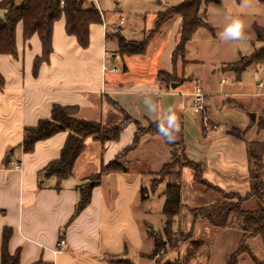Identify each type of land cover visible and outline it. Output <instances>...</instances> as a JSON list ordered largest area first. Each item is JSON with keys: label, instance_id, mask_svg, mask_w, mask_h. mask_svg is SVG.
Segmentation results:
<instances>
[{"label": "crops", "instance_id": "0c3cea01", "mask_svg": "<svg viewBox=\"0 0 264 264\" xmlns=\"http://www.w3.org/2000/svg\"><path fill=\"white\" fill-rule=\"evenodd\" d=\"M101 11L102 23L90 26L87 48L66 32L64 17L56 22L53 52L37 73L34 61L42 55V43L37 34L25 41L22 23L16 30L17 56L0 54V74L4 78L0 86V264L5 228L12 229L8 249L11 254L20 251V264H124L122 259L139 264L133 259L135 255L152 259L153 247L145 243L148 231L140 217L142 201L137 202L144 177L158 172L171 158L170 147L159 135H142L137 148L125 158L129 171L103 174L88 206L71 220L81 187L133 143L138 123L161 120L183 140L186 156L204 165L203 177L207 181L225 192L245 195L249 191L246 141L262 139L256 121L264 111V67L249 68L236 80L232 71L221 68L233 61H221L213 75L222 78L216 92L206 93L205 115L211 119L213 103L239 108L242 120L223 126L211 119L215 128L205 129L203 113L198 112L199 122L189 118L187 104L192 102L193 93H184L191 99L181 93L182 99L175 100L180 93L176 89L187 79L180 75L181 68L189 63L186 56L175 63L172 59L180 40L181 17L169 19L152 36L145 53L128 55L120 51L118 36L128 41L141 40L153 29L157 13L162 10L155 11L153 22L138 29L137 38H131L124 30L123 16L112 22L110 15ZM3 16L0 10V18ZM249 73L256 77L254 83L247 82L245 75ZM173 82L178 83L176 88L171 87ZM54 105L75 107L77 117L99 121L104 126L121 123L126 114L132 120L118 140L102 144L88 138L86 149L67 179H42L40 172L60 157L68 132L39 141L33 152L25 153L24 129L50 118ZM252 112L256 113L255 122L250 118ZM192 127L196 138L188 144L186 133ZM249 132L252 139L247 138ZM16 163L21 165L20 170L15 168ZM137 163L145 165V170L135 169ZM202 219L193 224L192 217L190 225ZM60 238L67 245L56 251ZM261 242V258L247 244L252 253H246L251 264H264V238ZM114 258L116 261H111ZM242 260L245 262V257H239L238 264Z\"/></svg>", "mask_w": 264, "mask_h": 264}, {"label": "trees", "instance_id": "16d2710c", "mask_svg": "<svg viewBox=\"0 0 264 264\" xmlns=\"http://www.w3.org/2000/svg\"><path fill=\"white\" fill-rule=\"evenodd\" d=\"M240 2L241 0H236ZM264 6V0H258ZM220 0H183L180 4L170 6L157 13L153 29L141 40L128 41L118 36L120 51L122 54H143L152 36L171 18L180 16L182 19L180 40L175 48L172 59L175 63L178 57H185L188 53L187 45L193 39L199 28L206 27L212 32L207 17V7L210 4L219 3ZM0 10L4 16L0 18V54L17 56L16 30L19 23L23 24V36L27 41L37 34L42 43V55L34 61V72L37 73L42 62L48 61L53 52V32L56 22L65 18L66 32L74 36L78 44L87 48L90 44V26L94 23H102V12L95 4L86 5L84 0H1ZM256 40L261 43L249 56H241L238 61L225 64L224 70L232 71L236 80H240L243 72L249 68L264 67V23L254 27ZM125 68V65H123ZM163 74V73H162ZM170 75L168 80L170 81ZM4 78L0 74V86H3ZM75 107L54 105L50 118L42 119L37 125L24 129L22 148L25 153L34 151L39 141L47 140L56 134L67 131L68 137L58 159L51 161L41 172L40 177H55L58 182L70 177L77 158L86 149L88 138H94L104 144L107 141L118 140L122 130L132 119L126 114L125 119L116 125L104 126L99 121H90L76 116ZM148 127L138 129L135 132L133 143L127 146L116 157L126 155L137 148L142 135H159L171 149V159L165 163L154 176L151 185H142L140 188L141 200L147 199V191L168 182L163 192L164 227L163 234L166 239L154 235V246L150 256H156L166 245L174 250V231L172 229L176 218L180 215L184 206L181 193V169L189 167L194 173V183L201 186L205 193L215 192L220 199L208 205L193 207L190 211L193 216V224L199 218L208 221L217 228H239L243 231L240 245L234 254H231L226 264H238L240 255L252 254L247 241L250 238L260 236L264 238V116L257 121V129L262 132L261 140L246 141L249 162L250 188L245 195L235 192H225L222 188L212 184L203 177L204 165L201 162L190 160L185 154L183 140H179L174 130L165 125L161 120L149 121ZM181 151L183 161L177 157ZM165 173L166 168H176ZM130 165L119 162L116 158L106 164L99 173L91 175L88 181L80 189V198L77 203L74 219L90 203L92 191L98 185L101 177L110 172H128ZM42 185V180H40ZM59 187V185H58ZM256 199L258 206L254 210L244 209L249 200ZM12 235L11 228L3 231L2 264H20V251L11 254L8 242ZM198 248V246H197ZM197 256V250L187 252L182 262L178 264H192ZM116 261V259H111ZM40 264V263H35Z\"/></svg>", "mask_w": 264, "mask_h": 264}, {"label": "rangeland", "instance_id": "374dc122", "mask_svg": "<svg viewBox=\"0 0 264 264\" xmlns=\"http://www.w3.org/2000/svg\"><path fill=\"white\" fill-rule=\"evenodd\" d=\"M101 9L105 14L110 15L112 22H118L123 16L125 20L124 30L129 32L131 38L140 36L139 28L148 25L152 21V16L158 9L165 10L171 5H178L183 0H97ZM167 6V7H166ZM166 7V8H165ZM208 22L214 31L209 28H199L193 39L187 45L188 53L186 59L189 61L181 68L180 75L187 78L182 85L176 90L180 93L175 100L184 98H192L184 93H194L197 83L202 88L203 93H213L217 91L218 82L221 80L220 75H213L222 64L221 61H238L241 56H249L255 48H258L261 43L256 40L254 27L262 26L264 23V6L258 0H220L219 3L210 4L207 7ZM240 21L242 24V35L240 38H222L225 29L228 28L233 21ZM149 32H147L148 34ZM181 57H178L177 61ZM226 67L222 65L221 68ZM247 82L254 83L256 77L249 73L245 75ZM177 78V76H176ZM178 79V78H177ZM183 96H180V94ZM190 93V94H191ZM186 95V96H185ZM193 99V98H192ZM206 103V102H205ZM189 118L201 120L200 113L195 112L193 100L187 104ZM206 114L205 106L204 111ZM242 110L237 107H227L215 105L211 103L209 117L223 126H228L233 123H238L242 120ZM208 117V114L206 115ZM264 116V111L258 114V119ZM200 118V119H199ZM125 119V118H124ZM208 118L207 123L209 128H215L216 124ZM196 121V122H197ZM257 122V121H256ZM198 126V124H197ZM148 124H137L138 129H145ZM199 128V127H198ZM187 134L188 144L195 140L196 133L194 127L190 128ZM253 134L249 132L247 138L252 139ZM128 155L116 157L119 162L125 163V158ZM177 157L183 161L181 151ZM171 159V158H170ZM135 165V169L143 168L145 165ZM163 167V166H162ZM132 168V167H131ZM134 169V168H132ZM162 169V168H161ZM160 169V170H161ZM176 168H166L165 173L178 170ZM159 170V171H160ZM158 171V172H159ZM181 193L182 202L184 204L180 215L176 218L172 226L174 231V250L166 245L164 249L156 256H150L152 259H141L139 255H135L133 259L139 264H178L182 262L187 252L197 250V256L192 261V264H225L231 254H234L240 245L243 231L239 228H217L202 219V222H197L194 226L190 225L192 220L191 209L208 205L220 199V195L215 192L205 193L204 189L193 182V171L189 167L181 169ZM153 175L144 177V185L150 186ZM168 182L160 184L156 190L147 191V199L141 200L139 197L137 203L142 201L140 217L144 224L145 243L153 247L154 235H159L162 239H166L163 234L164 215L163 208V192L166 189ZM258 206V201L253 199L249 204L244 205L246 210H254ZM140 209L139 205H136ZM247 244L253 249L254 255L261 258V237L256 236L247 241ZM198 246V248H197ZM243 255V256H242ZM240 255V260L245 257V262L242 264H251L249 256L244 253ZM154 259V261H153ZM124 264H134L129 259H122ZM253 263V262H252Z\"/></svg>", "mask_w": 264, "mask_h": 264}, {"label": "built area", "instance_id": "2783aa9c", "mask_svg": "<svg viewBox=\"0 0 264 264\" xmlns=\"http://www.w3.org/2000/svg\"><path fill=\"white\" fill-rule=\"evenodd\" d=\"M64 1H65V0H61V3L63 4ZM90 1H91L93 4H95L96 7L101 11L100 6H99L97 0H90ZM101 12H102V11H101ZM123 22H124V21L121 19V20H120V24H122ZM260 85H262V83H261ZM205 96H206V95L203 93L202 88H201L199 85H197V86H196V90H195V92L193 93V101H194V107H195V111H196V112H200V113H202V112L204 111V106H205ZM202 120H203V126H204V128H205V129H210V128L208 127V123H207L208 118L206 117L205 114L202 116ZM15 168L20 170V169H21V165L18 164V163H16V164H15ZM66 245H67L66 240H65L64 238H60V240H59L58 243H57L56 251H60V250L64 249V248L66 247Z\"/></svg>", "mask_w": 264, "mask_h": 264}, {"label": "clouds", "instance_id": "9594fccd", "mask_svg": "<svg viewBox=\"0 0 264 264\" xmlns=\"http://www.w3.org/2000/svg\"><path fill=\"white\" fill-rule=\"evenodd\" d=\"M242 27L243 26L240 21H233V23L225 29L224 33L222 34V38H240L242 35Z\"/></svg>", "mask_w": 264, "mask_h": 264}, {"label": "water", "instance_id": "95a60500", "mask_svg": "<svg viewBox=\"0 0 264 264\" xmlns=\"http://www.w3.org/2000/svg\"><path fill=\"white\" fill-rule=\"evenodd\" d=\"M177 86H178V83H176V82L171 83L172 88H176ZM250 118L253 122H255L256 121V113H254V112L250 113Z\"/></svg>", "mask_w": 264, "mask_h": 264}]
</instances>
